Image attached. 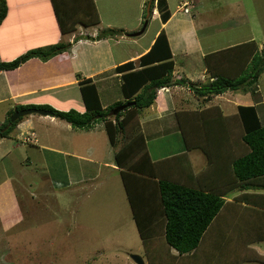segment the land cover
<instances>
[{"label": "crops", "instance_id": "obj_1", "mask_svg": "<svg viewBox=\"0 0 264 264\" xmlns=\"http://www.w3.org/2000/svg\"><path fill=\"white\" fill-rule=\"evenodd\" d=\"M94 1L100 15V24L90 27L78 24L71 34H64L52 0H6L8 12L0 24V61L13 60L27 50L40 46L59 42H71L72 45L68 50L46 61L34 57L16 69L0 72V125L9 117L11 112L17 110L19 105L48 104L58 110L77 109L84 112L86 107L80 85L84 79H92L97 85L103 108L119 101L125 102L126 98L123 100V92L121 98L116 95L118 88L122 90L123 83V72L118 71L117 66L134 61L136 68H139L140 57L149 51L159 32L164 29L175 62L172 78L177 81L185 79L186 83L161 87L155 102L138 114V122L144 135L147 151L152 159L157 160L156 155H151L148 147L149 134H147V130L153 134H162L166 130L178 129L181 136L184 137L185 145L180 151L181 154L163 157L160 172L163 177L195 185L205 186L208 184L212 188L219 185L228 189L223 195L226 202H235L236 199H241L243 205L264 207V177L247 186H239L235 183L232 172V162L239 154H243L247 150L246 148L243 149L244 144L241 141L239 143L233 129L239 123L238 106L255 105L260 117L258 106L264 105V100L263 96L260 95L259 87L256 86L251 89V87L246 86L238 90L228 89L218 95H202L197 91V88L203 87L204 89L218 76L223 74L236 76L247 68L241 62L243 60L239 61L233 56H226L218 52L253 41L254 37L230 41L226 47H221L224 45H219L217 41L220 33L228 26L235 30L240 28L241 20H234V17L242 15L240 17L242 20L247 18L246 24L251 23V21L253 24V20L248 21L251 14L249 11L245 13L243 5L253 3L254 0H236L234 2H231L232 0H193L192 7L200 10L196 12L191 10L188 13L181 10L179 6L183 1L190 0H179L176 7L171 3V0H167V8L171 17L164 23L156 9L150 21L158 22V28L154 35L144 43L141 42L143 38L136 39V36H128L127 34L126 37L122 36L117 39L113 37L97 39V36L98 32L105 28L124 29L129 34L139 30L142 24L143 6L147 0ZM129 2L132 4H126ZM260 2L261 5L264 4V0ZM223 3L227 6H223ZM257 3V7L261 6L259 2ZM125 5L127 6L126 9ZM112 6L113 8L116 7L115 12L111 10ZM221 9L227 10L230 16L238 11L240 13L230 17V20L227 19L226 22L219 23L216 27L214 25L218 23L217 14ZM179 13L181 15L187 14V16L175 19ZM115 14H121V16L115 17ZM255 16L264 17V9L262 13L260 11ZM179 20H181L180 24ZM221 26H224V29ZM260 26L264 27L263 21ZM254 32L256 33V29L253 30ZM258 45V49L262 50L263 41ZM97 51L100 56L90 57L92 52ZM262 74L264 75V72ZM114 92L115 94H113ZM58 119L60 118L57 116L41 114L36 118L30 114L18 123L15 130L20 131L21 135V133L30 132L32 128L31 132L36 133L38 141L29 144L38 145L36 147L51 148L58 157H63L62 159H66L65 157L68 156L76 159L77 162L90 163L92 169L86 175L87 178L76 179L72 184L69 181V186L64 188V190L71 189L79 198L82 196L79 195L78 187L84 182L93 181L98 177L102 170L99 167L106 166L112 170L118 169V171L121 169L115 162L112 163L106 159L105 161H98L92 157L88 159L77 152L68 151L58 145L39 144V136L45 139L43 133L38 129L39 123L56 125L59 124ZM67 123L68 127H73L69 122ZM205 131L211 135H207ZM58 136H60L58 131L56 134L54 131L52 144L58 142ZM3 138L4 140L0 139V144L7 137ZM195 149L203 152L207 158L204 167L200 169L199 165L203 162V158L200 154L198 155ZM85 151L91 153L94 149L88 146ZM62 152L66 155H62ZM97 164L99 166L95 168ZM69 176L72 175L69 174ZM223 177H226V180L222 182L221 178ZM121 180L123 182L122 177ZM56 184L64 187L61 182L56 181ZM230 186L235 187L229 189ZM3 188L8 189L11 194L14 192V187L9 182L4 186L0 184V189ZM232 191H237V193ZM14 198L17 199V195ZM0 204H2L1 201ZM230 204L225 206L226 215L223 216L228 225L231 223V216L245 217L243 221L246 223L249 219L246 215L248 210L237 214L231 212ZM10 211L16 215L18 210L12 206ZM21 213L22 222L23 212L21 211ZM75 216L76 212L73 210L74 224H76ZM11 223L15 224L14 221L8 222V226ZM263 228L260 226L255 231L260 232ZM244 229L245 231L243 230L240 236L244 237L246 245L243 244L242 247L251 250V243L255 240L256 232L249 227H244ZM69 233L70 237L76 240L80 237L74 231H69ZM261 244H264V241ZM174 251L175 249L169 250L171 253ZM246 254L248 253L242 255ZM179 257L182 258V256Z\"/></svg>", "mask_w": 264, "mask_h": 264}, {"label": "rangeland", "instance_id": "obj_2", "mask_svg": "<svg viewBox=\"0 0 264 264\" xmlns=\"http://www.w3.org/2000/svg\"><path fill=\"white\" fill-rule=\"evenodd\" d=\"M148 1L143 6L140 29L144 24L143 16ZM178 1L171 0V3L176 7ZM234 1L236 0L231 2ZM260 1L263 0H254L253 3L243 5L245 13L249 11L251 14L248 21L253 20V24L252 21L246 24L247 18L242 20L240 18L242 15L235 18L234 16H237L240 11L230 16L227 10H219L218 23L214 25L216 27L219 23L226 22L227 19L230 20V17H234V20H241L240 28L237 30L228 26L220 33L217 42L219 45H224L221 47H226L230 41L249 37H254V41L258 44L261 41L264 43V27L260 26L262 21L264 26V17L255 16L260 11L262 13L264 9V4L261 5ZM257 2L261 6L257 7ZM126 4H132V2ZM84 5L87 7L89 2L85 1ZM84 5H82L83 11L87 14ZM154 5L157 6V0ZM223 6L227 5L223 3ZM126 7L125 5V9ZM111 10L115 12L116 7L112 6ZM191 10L196 12L200 9L191 7ZM126 14L129 17L127 12ZM120 16L121 14H115V17ZM186 16L187 14L179 13L175 19ZM180 23L181 20H179ZM147 28L145 34L136 36V39L143 38L141 40L143 43L147 41L154 35L158 28V22L150 21ZM221 28L224 29V26ZM112 29L118 30L119 28ZM254 29H256V33H253ZM108 36L117 39L127 35L117 33ZM94 56H100V53L92 52L90 57ZM256 86L259 87L260 95L264 100L263 74L257 80L253 79L250 87L252 89ZM116 95L122 97L120 88ZM123 100H125L124 96ZM258 110L260 118L264 121V105L258 106ZM32 115L36 118L40 116L39 113H32ZM58 122L59 124L56 125L39 123L38 129L45 137L44 139L39 136V144L58 145L88 159L92 157L98 161L106 159L116 163V152L121 144L113 146L110 143L103 121L99 120L91 129L68 127L66 120L58 119ZM233 129L239 143L242 142L243 130L240 123H237V128ZM32 130L31 128L30 132ZM54 131L55 134L58 131L60 136L57 138L58 142L52 144ZM179 132L178 129H172L166 130L162 134H153L147 130V134H149L148 147L151 155H156V161L162 160L164 156L171 157L181 154L180 151L185 145V140ZM12 133L0 144V184L4 186L9 182L14 187L12 194L8 192V189H0V201L2 202L0 204V264H137L132 259V254L142 256L145 264H264V244H261L264 240L256 239L255 236V240L251 243V250L241 247L242 243L246 245L245 239L243 236L236 235L228 240L224 239L220 245H218V240L215 241L216 248L207 247L206 244L201 245L196 256H182V259L177 254V250L174 253L169 252L168 245L163 244L161 239L154 243L156 248H151L150 245L151 249H148L143 244L132 218L126 189L121 180V177L123 179L121 170H112L106 166L99 167L102 170L98 177L93 181H86L78 187L79 195L82 197L77 198L78 195H75L74 191L64 190V188L69 186V181L72 184L76 179L87 178L86 175L92 169L90 163L77 162L76 159L68 156L65 157L66 159H62L63 157H58L51 148L36 147L38 145L34 144V146L23 142V137L27 135L26 132L20 135V131L13 130ZM35 134L33 132L30 143H35ZM88 146L93 147L94 151L86 152ZM244 148L247 149L245 152L247 153L248 148L245 144ZM195 151L203 158V162L199 165L200 169L204 167L207 158L198 149ZM62 155H66V153L62 152ZM97 166L99 164L95 168ZM92 174L94 173L92 172ZM56 181L61 182L64 187L56 184ZM232 192L237 193V191ZM15 195L18 197L17 199L14 198ZM12 206L18 210L16 215L10 211ZM73 210L76 212V224L73 223ZM21 211L23 212L22 222ZM10 212L12 213L9 214ZM241 220L244 222L242 218L231 216V223L228 227L236 230ZM12 221L15 224L11 223L8 226L7 223ZM69 221L70 223L67 224ZM69 231L76 232L77 236H80L78 240L70 237ZM159 245L160 248H157ZM243 253L248 254L245 256L242 255ZM243 256L245 258L239 262V258Z\"/></svg>", "mask_w": 264, "mask_h": 264}, {"label": "trees", "instance_id": "obj_3", "mask_svg": "<svg viewBox=\"0 0 264 264\" xmlns=\"http://www.w3.org/2000/svg\"><path fill=\"white\" fill-rule=\"evenodd\" d=\"M52 1L64 34H71L78 24L87 27L100 24L101 19L94 0ZM85 1L89 2L87 7L84 5ZM149 1L153 10L156 0ZM82 5L86 7L88 15L83 11ZM157 7L161 20L167 22L171 17L167 0H157ZM7 12L6 0H0V24ZM146 19L147 10L143 23ZM150 19L151 17L148 18V24ZM117 33L130 35L124 29L105 28L99 32L97 39ZM71 45V42H59L31 48L13 60L0 61V72L16 69L34 57L46 61L68 50ZM218 53L243 60L241 62L247 68L236 76H218L204 89L197 88L202 95H218L228 89L250 87L253 79L257 80L264 72V46L259 50L254 40ZM174 65L170 42L166 31L162 29L149 51L140 57L139 68H136L134 61L117 66L118 71L123 72L121 87L125 102L119 101L103 108L97 85L92 79H84L80 84L86 107L84 112L77 109L58 110L48 104L19 105L17 110L32 106L46 108L53 111V116L66 120L77 129H90L99 120L103 121L110 143L113 146L121 144L116 152V165L121 168L134 222L145 247L149 249L151 245V248H155L154 243L161 239L163 244L168 245L169 250H177L180 256H196L201 245L216 248L215 241L218 240L220 245L224 239L241 235L245 231L244 227H250L252 231L258 230L256 228L260 226L264 227V207L243 205L241 199L226 202L223 195L228 189L219 185L212 188L208 184L195 185L161 175L162 162L152 159L147 151L138 114L155 102L161 87L185 82V79L177 81L172 78ZM122 104L129 105L124 110L115 112V108ZM13 113L0 125V139L9 136L24 118L12 122L10 118ZM238 116L243 130L242 142L247 146L248 152L236 157L232 162V172L237 185L247 186L264 177V121L259 117L255 105H239ZM207 131L206 134L211 135ZM221 180L223 182L226 177ZM235 186H230L229 189ZM226 203H231V212L237 214L248 210L246 215L249 219L246 223L241 220L236 230L229 228L226 218L223 217L226 215ZM256 237L264 239V228L256 232ZM245 256L239 258V262Z\"/></svg>", "mask_w": 264, "mask_h": 264}, {"label": "water", "instance_id": "obj_4", "mask_svg": "<svg viewBox=\"0 0 264 264\" xmlns=\"http://www.w3.org/2000/svg\"><path fill=\"white\" fill-rule=\"evenodd\" d=\"M150 15H151V2L148 3L147 19H146L143 27L140 30L130 34L131 36L141 35L145 31V29H146V27L148 25V18H149ZM128 105L129 104H123V105H121L119 107H116L115 108V112L119 111V110H124L125 108L128 107ZM32 113H39L41 115H53V111L52 110L33 106V107H28V108H23V109H20V110H16L11 116V121L14 122L18 118L24 117V116L32 114ZM131 257L137 264H145V261H144L143 257L140 256L139 254H132Z\"/></svg>", "mask_w": 264, "mask_h": 264}, {"label": "clouds", "instance_id": "obj_5", "mask_svg": "<svg viewBox=\"0 0 264 264\" xmlns=\"http://www.w3.org/2000/svg\"><path fill=\"white\" fill-rule=\"evenodd\" d=\"M150 2V1H149ZM148 2V3H149ZM147 8H148V4H147ZM154 8H156L157 10H158V7L155 5V7ZM156 9L153 11H151V15L149 16V17H151L152 18V16L155 14V12H156ZM147 10V9H146ZM159 11V10H158ZM123 105V104H122ZM18 110H20V109H18ZM15 112V111H14ZM30 115V114H29ZM27 116V115H26ZM25 117V116H24ZM11 119V118H10ZM29 133H31L30 135H29ZM26 136H24L23 137V142H26V143H30L31 142V139H32V135H33V132H26ZM34 141L35 142H37L38 140H37V136H36V134L34 135Z\"/></svg>", "mask_w": 264, "mask_h": 264}, {"label": "built area", "instance_id": "obj_6", "mask_svg": "<svg viewBox=\"0 0 264 264\" xmlns=\"http://www.w3.org/2000/svg\"><path fill=\"white\" fill-rule=\"evenodd\" d=\"M193 6V1H185L182 4H180L179 8L183 10L184 12L188 13L191 11V7Z\"/></svg>", "mask_w": 264, "mask_h": 264}]
</instances>
